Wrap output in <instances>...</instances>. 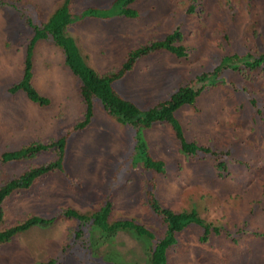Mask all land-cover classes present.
<instances>
[{"label":"rangeland","instance_id":"374dc122","mask_svg":"<svg viewBox=\"0 0 264 264\" xmlns=\"http://www.w3.org/2000/svg\"><path fill=\"white\" fill-rule=\"evenodd\" d=\"M22 1L34 4L40 20L46 22L63 0ZM203 1L193 14L188 15L187 10L194 0H139L134 7L147 12L142 20L118 18L104 22L88 19L72 26L69 32L83 55L88 57V64L104 75L118 70L131 50L165 38L180 25L186 33L184 44L194 51L190 59H179L166 52L153 54L139 61L134 72L117 85L125 97L149 107L207 70L219 53L229 49L222 48L223 33L233 34V27L224 15L230 16L232 12L237 15L239 35L247 38L249 44L264 43V0ZM112 2L74 0L72 8L74 12H80L88 7H108ZM249 6L256 23H247ZM31 37L18 13L0 10V156L6 150L27 143L57 138L84 113L75 77L65 65L62 51L48 42H41L36 48L33 84L51 100V106L42 108L21 92L8 96L7 88L23 75ZM232 78L237 82L244 81L238 75ZM233 94L232 90L220 85L199 100L201 113L185 108L178 117L190 140L223 145L228 139L235 138L242 149L258 150L264 161V135L251 131L245 114L236 110ZM96 120L92 129L73 140L69 152L68 170L83 183V188H71L59 174L42 178L30 191L14 194L4 205L0 231L33 214L49 218L67 207L89 214L100 207L117 157L127 149V141L120 124L108 117L101 106H97ZM145 137L159 159L180 167L178 172H171L167 177L157 176L159 199L164 207L181 212L190 208L193 202H202L201 214L205 219L229 223L232 227L243 220L252 203L261 198L264 162L258 158L255 157L251 169L233 171L228 179L221 181L210 175L208 161H187L179 153L169 152V143L175 144L169 126H155L145 132ZM53 157L42 155L33 163H43ZM29 165V162L14 167L0 164V187ZM143 181L141 175L133 176L116 192L111 221L133 218L162 235L161 222L145 205ZM250 220L254 228L264 231V213ZM76 225L75 221L59 218L51 226L36 227L17 236L10 243L0 245V264H42L58 256L72 239ZM200 234V229L190 227L179 235L180 248L170 254L171 264H264V241L251 237L236 246L226 240L206 245L200 243ZM101 236V233L95 234L91 248L83 246L70 252L63 264H150L144 243L132 234L120 232L110 239Z\"/></svg>","mask_w":264,"mask_h":264},{"label":"trees","instance_id":"16d2710c","mask_svg":"<svg viewBox=\"0 0 264 264\" xmlns=\"http://www.w3.org/2000/svg\"><path fill=\"white\" fill-rule=\"evenodd\" d=\"M73 1L63 0L45 22L40 20V15L36 12L37 7L32 3L22 0H0V10L7 9L18 13L23 26L32 36L26 49L23 75L21 80L7 88L8 96H15L21 92L27 95L32 103L42 108L51 106V100L43 96L33 84L36 48L41 42H48L62 51L65 65L75 77L77 92L84 109L82 117L57 138L34 141L1 154L0 164L3 167H14L28 162L30 165L1 185L0 225L4 220V205L8 200L14 194L30 191L44 177L59 174L71 188H83V183L73 177L68 170L70 146L79 135L94 127L97 121V106H101L108 117L120 124L126 136L127 149L117 157L113 175L108 180L107 190L103 195V203L96 211L88 214L67 207L57 216L49 218L33 214L17 225L0 231V245L8 244L17 236L36 227L51 226L59 218L77 223L72 231V239L61 249L58 256L42 264H63L70 252L77 251L83 246L91 248L93 239L96 240L95 234L100 233L103 238L109 239L120 232L132 234L144 243L150 264H171L170 254L180 248L179 235L190 227L200 229V243L206 245L226 240L236 246L245 238L251 237L264 241V231L254 228L250 220L264 213V185L261 198L254 201L243 220L232 227L229 223L205 219L201 214L202 202L200 204L193 202L190 208L174 212L160 202V184L157 176L167 177L171 172H178L180 167L159 159L145 137V132L155 126H169L175 136V144L169 143V152L179 153L187 161H208L211 166L210 175L221 181L228 179L233 171L249 167L251 169L255 157L264 162L258 150L242 149L241 143L235 138L228 139L223 145L200 144L190 140L178 117L185 108H192L201 113L199 100L221 85L226 90L234 92L236 110L245 114L251 131L263 136L264 43L249 44L247 38L239 35L237 15L233 12L230 16L224 15L226 22L233 27V34L235 33V36L232 33H223L222 48L229 49L221 55L219 53L207 70L188 80L169 97L153 106L143 107L125 97L117 89V85L122 84L134 72L139 61L153 54L166 52L179 59H190L194 51L184 44L186 33L178 25L165 38L147 42L131 50L118 70L101 75L88 64V57L83 55L77 41L70 35V28L76 24H83L88 19L109 22L124 18L139 21L146 17L147 12H141L134 7L139 0H113L108 7H88L80 12H74ZM203 3V0H194L187 14H193ZM230 10L233 11V7H230ZM248 14L247 23L255 22L250 6ZM233 75L242 77L244 81L237 82V79L232 78ZM42 155L54 157L43 163H33ZM262 166L264 167V163ZM137 175L143 177L144 202L161 222L164 229L162 235L133 218L121 217L111 221L116 192L128 184L131 177Z\"/></svg>","mask_w":264,"mask_h":264},{"label":"clouds","instance_id":"9594fccd","mask_svg":"<svg viewBox=\"0 0 264 264\" xmlns=\"http://www.w3.org/2000/svg\"><path fill=\"white\" fill-rule=\"evenodd\" d=\"M26 57V56H25ZM34 63H35V60H34ZM35 73V72H34ZM35 76V75H34ZM21 80V79H20ZM33 82H34V79H33ZM17 83V82H16ZM17 95V94H16ZM71 147V146H70Z\"/></svg>","mask_w":264,"mask_h":264}]
</instances>
